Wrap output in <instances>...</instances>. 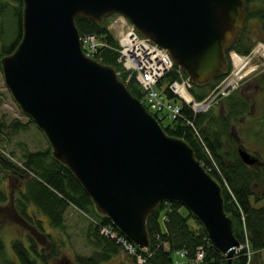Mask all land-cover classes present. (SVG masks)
Listing matches in <instances>:
<instances>
[{
    "label": "water",
    "instance_id": "obj_1",
    "mask_svg": "<svg viewBox=\"0 0 264 264\" xmlns=\"http://www.w3.org/2000/svg\"><path fill=\"white\" fill-rule=\"evenodd\" d=\"M21 1V40L1 59L0 72L53 158L138 249L149 246L146 220L152 211L162 202L178 203L232 264L240 245L220 185L192 148L164 133L114 68L84 55L75 19L101 24L111 15L124 17L194 84L204 85L227 67L224 50L245 22L242 0ZM237 155L248 167L259 161L241 148Z\"/></svg>",
    "mask_w": 264,
    "mask_h": 264
},
{
    "label": "trees",
    "instance_id": "obj_2",
    "mask_svg": "<svg viewBox=\"0 0 264 264\" xmlns=\"http://www.w3.org/2000/svg\"><path fill=\"white\" fill-rule=\"evenodd\" d=\"M7 1L8 5L1 3L0 0V12L4 13V9L9 7L17 18L18 30L15 39L1 47L0 62L3 57L14 52L22 36L20 29L22 1ZM242 2L245 22L242 28L234 32L233 38L224 50L227 64L229 51L233 50L241 55H247L251 51L252 42H249L243 31L247 29L249 23L258 22L264 36V0H242ZM110 18L109 16L101 24H96L80 16L75 19V27L80 38L93 35L106 43L108 48L99 49L92 58L104 66L114 68L117 73L120 72L121 66L117 62L118 54L114 51V48L118 46L117 42L108 29ZM225 75L226 73H223L210 82L217 84ZM184 76H186L185 73ZM118 79L134 98L145 105L144 94L136 86L134 79L128 84H125L121 78ZM175 79L173 72L165 77L169 83ZM216 84H193L189 94L200 103L210 94ZM164 92L166 98H173L169 91L165 89ZM221 105L222 111L217 115L211 108L205 113L193 115L191 110L184 105L183 119L171 122L166 127L161 125L164 118L149 112L167 136L181 139L192 148L193 157L220 185L224 211L232 222V231L236 240L242 246L234 255L232 264H253L249 254L257 259L264 250V204H262L264 201V167L263 170L255 166L248 167L234 152L236 135L232 129V123H235L246 111L248 101L241 94L234 93L225 102H221ZM189 120L193 122L195 131L185 125V121ZM29 125L35 126L30 119L25 124L18 120L6 124L0 120V143L12 139L20 131H26ZM13 154V152L7 153L0 149V169L7 173L6 179L11 180L14 185L24 186V190H18L12 194L15 199L10 203L8 198L10 192L7 193L0 180V206L8 205L9 209H12L9 212L14 218L29 229V235L26 241L20 237L12 241L11 250H13L16 261L7 259L3 241L0 240V264H51L50 261L58 257V246L53 244L51 237L45 233L42 222L35 218L34 213L36 212L30 208H34L37 213H42L43 217L47 218L50 227L57 229H63L64 215L69 207L89 216L91 221L85 236L94 251L88 257H77V264H106L112 258L119 256L121 247L116 241L102 235L101 228H112V231L118 235H121L120 232L112 226L108 218L95 211L91 199L84 194L69 169L53 158L49 146L37 152H29L24 146L21 149L20 165L15 162L16 158ZM184 209L178 203L162 202L148 216L146 233L149 238L147 248V253L150 254L149 260L153 264H174L172 254L184 251L187 262L191 263L196 250L202 248L204 258L198 264H226L225 257L209 244L201 224ZM0 210L3 209L0 208ZM190 220L193 223H190ZM42 241L50 245V247L47 246L46 251L42 246Z\"/></svg>",
    "mask_w": 264,
    "mask_h": 264
},
{
    "label": "rangeland",
    "instance_id": "obj_3",
    "mask_svg": "<svg viewBox=\"0 0 264 264\" xmlns=\"http://www.w3.org/2000/svg\"><path fill=\"white\" fill-rule=\"evenodd\" d=\"M1 3L6 5L9 4L7 0H1ZM8 9L7 8L4 9V13L0 12V50L3 45H7L12 39H15L18 30L17 18L13 15V12L12 10H10L9 7ZM112 16H110L111 18L109 19L110 24L108 29L109 31H111V35L113 36V39L117 42V38L119 37V35L123 34V32H125L128 29V26L122 24L123 22L119 23L120 25H122L121 29L119 25L111 26L112 22H114L115 20L119 18L122 19V16L120 15H115L113 17ZM126 24L131 26L128 21ZM259 27L260 24H258V22L256 21H253L248 24L247 29L243 30L249 42H252V48H250L251 51L249 52V54L241 55L238 53V55L241 58L248 59L249 62L250 61L251 62L250 64L248 63L249 66H247L246 69L243 71L244 73L243 72L241 73L242 79L239 82L236 89L232 90L230 94L225 97H219L216 103L211 106V109L214 111V114L216 115L220 113L223 108L221 107L222 106L221 102H225V100L234 93L241 94V96L248 101V107L246 111L241 116H239V118L235 123H232L233 125L232 129L234 131V134L236 135L234 142V147H235L234 152L236 153L235 155H237L238 149L241 148L247 151L248 153L252 154L261 162V165L259 164L260 162L258 161V163L255 164L254 166L256 168H260V170H263L264 167V58L262 55L263 50L260 48V45H264V36ZM235 35H237V33H235ZM232 71H233V67L231 65V62H228L227 67L223 72L226 73V75L221 80L231 75ZM172 82L170 83L167 82V80H165L164 77L163 81L161 82V86H156L155 88L158 94L164 95L165 94L164 90ZM208 83H211V85L216 84L215 82H208ZM218 84L219 82L216 84V86ZM139 90L141 91V89ZM213 90L211 92H213ZM156 114L159 115L160 118H164L161 121V125H163V127L168 126L171 122L179 120V119L173 120L169 116L170 114L168 115L167 113L166 114L156 113ZM193 115H197V113H193ZM0 120H3L4 122H6V124L10 122L12 123V121L14 120H18L21 123L25 124L29 120V118L21 112L19 106L15 103L10 92L6 88L1 72H0ZM189 122H191V124H187V122L185 121V125L189 128L191 127V129L195 131L193 122L190 120L188 121V123ZM17 134L18 135L12 137V139L1 142L0 149L4 150L7 153L13 152L14 153L13 155L16 158V161L15 160L14 161L19 165L21 164V162H19V160L21 159V149L24 148V146L29 152L43 151L49 146L43 133L34 125H29L26 131H20ZM6 176L7 173L4 170L0 169L1 185L5 187L8 194L10 192L8 198H9V202L11 203V200L15 199L14 198L15 196H13L12 194L18 192V190L23 191L24 186L17 184L14 185L11 182V180L9 181V179H6L7 178ZM262 204H264V201L262 202ZM7 207L8 205L0 206V208L3 209L0 210V238H1L0 240L3 241L5 255L7 259L16 261V258L13 254V250H11L12 241L18 237L26 241L27 235H29V231H28L29 229L22 223L18 222L11 214V212H9L12 209L11 208L9 209V207L8 208ZM30 209L36 212L34 213L35 218L39 219L42 222L43 227L45 229V233H47L51 237L50 239L53 242V244L55 246H58V252H59L58 257L55 260H51L50 261L51 264H77L76 262L77 257L79 256L88 257L92 254L94 248L90 246L85 236L86 229L91 221L89 216H85L75 208L69 207L66 211V214L64 215L63 229H57L50 227L47 218L43 217L42 213H37V211L34 210V208L33 209L30 208ZM190 223H193V221L190 220ZM47 242L49 243V240ZM47 242L42 241L43 243L42 246L45 248V251L47 249V246L50 247V245H48ZM240 247L242 248V246ZM249 255H250L249 257L252 259L251 262L253 264H264V250L260 253L257 259H254L251 256V254ZM145 256H147V254ZM172 259L174 261V264L175 263L193 264L187 262L188 260H186V258L181 257V255H178L176 252L175 254H172ZM106 264H134V260L131 258V256L127 255L126 252L121 249L119 256L112 258Z\"/></svg>",
    "mask_w": 264,
    "mask_h": 264
},
{
    "label": "built area",
    "instance_id": "obj_4",
    "mask_svg": "<svg viewBox=\"0 0 264 264\" xmlns=\"http://www.w3.org/2000/svg\"><path fill=\"white\" fill-rule=\"evenodd\" d=\"M123 19V20H122ZM112 22L111 26L119 25L120 29L122 25L128 26V29L119 35L117 38V47L114 51L118 54L117 62L121 66L120 72L116 73V77L121 78L126 84L132 79L135 80L139 89L144 94L143 102L144 107L152 112L158 114H170L169 116L173 120L183 119L182 108L187 106L193 113H205L213 104L216 103L219 97H225L230 94L232 90H235L241 81V73L249 66L248 59L241 58L235 51L228 53L229 62L233 67L232 74L225 77L215 86L213 92H210L209 96L202 100L200 103L196 102L194 98L189 94L193 87V83L190 78L184 76V71L173 64L168 53L164 49H161L157 45L150 43L147 39L137 34L135 28L129 26L127 20L123 17ZM109 28V27H108ZM120 31V30H119ZM80 46L84 55L93 60V56L98 53L99 49L108 48L104 41H101L96 36H85L80 38ZM264 53V47L261 48ZM262 53V55H263ZM153 55L158 59L160 63H150L148 61L149 56ZM264 58V55H263ZM249 63V64H248ZM173 72L177 77L174 82L167 86L166 90L173 95V98H166L164 95H159L156 91V86L161 84L167 73ZM244 73V72H243ZM179 83V84H178ZM180 89L185 91L189 96V100H185L180 93ZM179 104V105H178ZM187 124H191V122ZM101 234L116 241L127 255L131 256L134 260V264H153L149 258L150 254L146 249H138L134 244L127 240L123 235H118L112 231V228L102 227ZM241 247L238 248L240 250ZM237 250V252H238ZM145 254H143V253ZM236 252V253H237ZM147 254V256H145ZM178 255L185 258L186 252H177ZM204 258V250L199 248L196 250L195 256L191 263L198 264ZM176 264V263H175Z\"/></svg>",
    "mask_w": 264,
    "mask_h": 264
},
{
    "label": "bare ground",
    "instance_id": "obj_5",
    "mask_svg": "<svg viewBox=\"0 0 264 264\" xmlns=\"http://www.w3.org/2000/svg\"><path fill=\"white\" fill-rule=\"evenodd\" d=\"M264 47V45H260V48H263ZM263 55H264V53H263ZM145 56H149V55H145ZM148 61L150 62V63H160V62H158V59L156 58V56L154 57L153 55H150L149 57H148ZM194 84V83H193ZM180 93H181V96L185 99V100H189V96L185 93V91H183V90H181L180 89Z\"/></svg>",
    "mask_w": 264,
    "mask_h": 264
},
{
    "label": "flooded vegetation",
    "instance_id": "obj_6",
    "mask_svg": "<svg viewBox=\"0 0 264 264\" xmlns=\"http://www.w3.org/2000/svg\"><path fill=\"white\" fill-rule=\"evenodd\" d=\"M233 38V37H232ZM259 160V159H258ZM260 162V161H259ZM261 165V162L259 163ZM253 167V166H252Z\"/></svg>",
    "mask_w": 264,
    "mask_h": 264
}]
</instances>
